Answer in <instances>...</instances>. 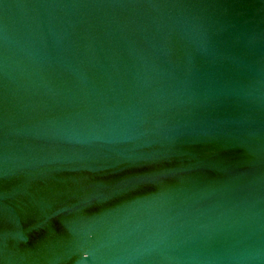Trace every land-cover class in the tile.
I'll return each instance as SVG.
<instances>
[{"label":"water","instance_id":"water-1","mask_svg":"<svg viewBox=\"0 0 264 264\" xmlns=\"http://www.w3.org/2000/svg\"><path fill=\"white\" fill-rule=\"evenodd\" d=\"M0 264H264V0H0Z\"/></svg>","mask_w":264,"mask_h":264}]
</instances>
